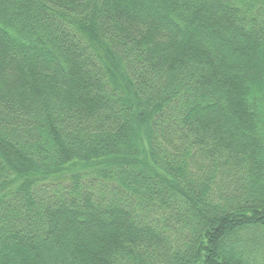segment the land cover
Instances as JSON below:
<instances>
[{"label":"trees","instance_id":"trees-1","mask_svg":"<svg viewBox=\"0 0 264 264\" xmlns=\"http://www.w3.org/2000/svg\"><path fill=\"white\" fill-rule=\"evenodd\" d=\"M0 264H264V0H0Z\"/></svg>","mask_w":264,"mask_h":264}]
</instances>
